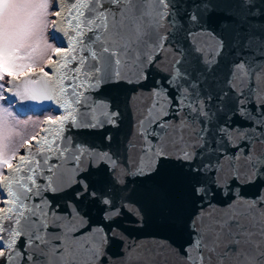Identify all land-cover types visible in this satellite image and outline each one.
Masks as SVG:
<instances>
[{"label": "snow or ice", "instance_id": "obj_1", "mask_svg": "<svg viewBox=\"0 0 264 264\" xmlns=\"http://www.w3.org/2000/svg\"><path fill=\"white\" fill-rule=\"evenodd\" d=\"M13 97L55 114L18 144ZM0 101V264H155L110 252L146 224L183 264H264V0H0ZM125 119L131 156L73 135Z\"/></svg>", "mask_w": 264, "mask_h": 264}, {"label": "water", "instance_id": "obj_2", "mask_svg": "<svg viewBox=\"0 0 264 264\" xmlns=\"http://www.w3.org/2000/svg\"><path fill=\"white\" fill-rule=\"evenodd\" d=\"M52 30L50 32L51 37ZM57 37H60V39L55 41L56 46L61 43L66 44V40L62 37L61 33L56 34ZM52 39V38H51ZM199 39L206 43L209 47L212 45L213 41L210 35L208 34H201ZM170 50H168L166 53L161 54L160 56V63L158 65H154L152 68V75L156 78H160L166 75L168 71V64L171 60V55L169 54ZM28 75H32L31 73H28ZM138 85L136 84H124L121 86L120 92H111V95L113 96H119L120 99H123L124 96H132L135 103L139 104L141 103V99L139 96H133V90L136 89ZM5 95H8L5 93ZM14 100H16L15 104H12L15 112L24 117L28 114L38 115L42 116L44 112L41 111L39 108H33V102L32 101H19L16 97H13ZM19 105V106H18ZM55 106H53L54 108ZM44 108H48V102H45ZM53 112V111H52ZM54 113V112H53ZM45 125L43 124L41 129H43ZM40 129V133H41ZM113 132V133H119V139H125L127 138L130 141L129 148H128V155L131 156L134 154L135 151L138 150V148H134L133 145L136 144V139L134 135V130L131 125V121L129 119H125L124 124L120 129H114V128H105L103 131H93L89 132L87 130H83L79 133H73L78 138H83L88 140L90 143L97 142L105 132ZM55 133V128L52 129L51 133H48L47 135L51 136ZM21 152L24 151V149L20 150ZM15 163V161H14ZM62 195V194H61ZM218 202H222V198H217ZM201 209L199 205L192 204L188 207V212L195 214L200 212ZM223 209L220 207L215 208H208L207 206L204 208V213H220ZM126 240L123 241H117L115 244L112 245L110 248V252L113 256L119 257L123 254L122 247L127 246L130 248L133 252V255L139 253L140 255L148 256L150 259H152L155 264H183L182 258L176 254L174 249L167 248V241L169 239H175L173 234L170 232V230L165 228L157 227L153 224H146L144 227H136V226H128L127 232H126ZM161 246L164 247V250L161 251ZM116 264H119V261H116Z\"/></svg>", "mask_w": 264, "mask_h": 264}, {"label": "rangeland", "instance_id": "obj_3", "mask_svg": "<svg viewBox=\"0 0 264 264\" xmlns=\"http://www.w3.org/2000/svg\"><path fill=\"white\" fill-rule=\"evenodd\" d=\"M49 26L45 31V39L48 43H51L53 47L56 46L55 41H53L50 37ZM7 81V77H5V83ZM5 95V93H4ZM4 101H0V105H5ZM48 114L45 113L42 116L28 114L27 116L18 115L13 106L11 105L7 109V132H4V135H10V143L18 144L20 141L24 139H28L31 136L37 135L40 133V129L43 125V121Z\"/></svg>", "mask_w": 264, "mask_h": 264}, {"label": "built area", "instance_id": "obj_4", "mask_svg": "<svg viewBox=\"0 0 264 264\" xmlns=\"http://www.w3.org/2000/svg\"><path fill=\"white\" fill-rule=\"evenodd\" d=\"M47 114H48V115L45 117V119L48 118V117H50V116H52V117L54 118V115H55V114H54L53 112L50 111V112H48Z\"/></svg>", "mask_w": 264, "mask_h": 264}, {"label": "bare ground", "instance_id": "obj_5", "mask_svg": "<svg viewBox=\"0 0 264 264\" xmlns=\"http://www.w3.org/2000/svg\"><path fill=\"white\" fill-rule=\"evenodd\" d=\"M52 28L50 27L49 33L51 32Z\"/></svg>", "mask_w": 264, "mask_h": 264}, {"label": "trees", "instance_id": "obj_6", "mask_svg": "<svg viewBox=\"0 0 264 264\" xmlns=\"http://www.w3.org/2000/svg\"><path fill=\"white\" fill-rule=\"evenodd\" d=\"M5 102V101H4ZM6 103V102H5Z\"/></svg>", "mask_w": 264, "mask_h": 264}]
</instances>
